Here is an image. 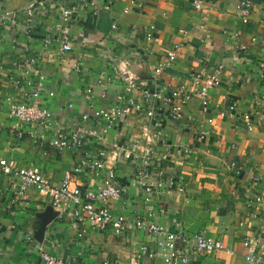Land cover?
<instances>
[{
    "label": "crops",
    "instance_id": "0c3cea01",
    "mask_svg": "<svg viewBox=\"0 0 264 264\" xmlns=\"http://www.w3.org/2000/svg\"><path fill=\"white\" fill-rule=\"evenodd\" d=\"M195 1L79 0L75 14L63 24L57 0H0L4 10L18 16L14 25L0 22V157L14 158L20 166L32 162L52 182L73 168L82 151H51L43 156L27 134L21 140L16 137L20 123L8 116L6 99H17L10 77L20 75L13 62L25 50L39 58L55 92L46 104L64 128L87 111L89 88L96 109L107 108L125 80L153 90L154 70L172 50L174 61L157 79L159 86L170 90L185 92L198 73L223 67L222 83L211 92L207 109L194 98L183 107L181 118L172 119L168 103L154 104L153 119L160 124L157 131L179 152L160 149L165 153L161 167L172 181L168 190L144 204L141 192L130 186L135 165L126 160L108 164L114 166L115 181L123 190V206L112 210L127 217L124 234L87 230L79 237L70 221L59 219V211L33 190L17 201L0 172V264H40L39 246L50 239L61 243L59 255L70 264H149L138 258L139 246L157 250L162 240L134 229L139 217L169 232L203 234L236 251L234 255L192 253L194 264H248L241 246L244 240L251 242L255 252L264 250L262 209L248 204L255 195L264 198V79L259 69L264 61V0H202L198 6ZM238 2L250 6L247 23L236 13ZM139 4L142 7L137 9ZM27 10H32V24ZM114 24L116 30L111 29ZM147 31L152 33L151 42L145 40ZM63 35L71 37L73 50L59 54ZM46 37L57 40L49 49L43 48ZM230 102L236 106V116L220 118L217 112ZM137 120L118 121L105 136L107 145L140 138ZM248 123L251 128L246 127ZM36 134L49 136L47 129H37ZM100 148L93 140L83 150ZM183 149L188 153L183 155ZM76 180L83 191L103 187L102 178L91 173ZM151 263L161 264V259Z\"/></svg>",
    "mask_w": 264,
    "mask_h": 264
},
{
    "label": "built area",
    "instance_id": "2783aa9c",
    "mask_svg": "<svg viewBox=\"0 0 264 264\" xmlns=\"http://www.w3.org/2000/svg\"><path fill=\"white\" fill-rule=\"evenodd\" d=\"M78 1L57 0L60 22L67 24L70 21L76 12ZM201 1L196 0L194 3L198 6ZM134 4L135 2H132V5ZM89 5L93 7L92 1ZM141 7L140 4L136 6L137 9ZM124 12H128V9ZM236 13L244 23H247L250 16L249 4L238 2ZM27 15L29 16L28 22L32 24V10H27ZM17 17L16 13L4 10L0 3L2 24L14 25ZM115 28L117 27L114 24L111 29L116 30ZM149 29L152 30V28ZM145 40L152 41L151 31L145 33ZM55 41L57 40L54 37H46L42 41L43 48L49 49ZM59 43V54H66L73 50L72 39L69 35H63ZM252 43L254 44L255 40ZM112 58L110 60H113ZM174 59L172 50L168 53L167 60L154 70L152 80L155 87L153 90L146 87L141 88L136 82L125 80L122 90L107 108H95L92 102L93 91L89 88L85 93V99L88 100L87 111L70 119V124L64 128L54 120L53 113L46 104V100L53 98L55 92L42 70L41 62L38 57L28 54L25 50L19 56L18 61L13 62L20 70V75L10 77L17 91V99L10 97L6 99L8 116L16 118L20 123L16 137L21 140L27 134L29 140L43 156L51 151L70 154L82 152L77 157L73 168L66 170L58 182H52L32 162L20 166L14 158L0 157V172L10 183L17 201L24 200L27 192L33 190L59 211V219L66 218L70 221L71 227L77 231L79 237H82L87 230H112L117 235L126 233L129 224L127 217L112 210L115 205L122 204L123 206V190L115 185L114 166L108 164L110 161L115 164L120 160L134 164L136 173L130 181V186L141 192L144 204H149L153 196L161 194L172 186L171 179L166 177L161 166L165 161V153H173L176 150L175 147L167 144V141L157 131L160 124L153 119L154 104L159 100H164L170 105L169 112L172 119H179L183 107L194 98L199 100L204 109H207L211 92L222 83L223 67L217 65L213 72L208 73L203 70L198 73L194 78V83L185 92L183 88L173 91L159 86L157 83L159 73L163 68L169 67ZM259 69L264 79V61L259 63ZM222 99L225 100L226 97L222 96ZM72 107V104L68 106L69 109ZM217 114L220 118L233 120L236 116V106L230 102L225 108H220ZM133 118H137V122L140 123L141 137L129 140L126 144L108 146L105 136L113 126L120 120ZM92 123L94 124L91 125ZM246 127L251 128L252 125L248 123ZM37 129H47L48 139L37 136ZM93 140L101 148L95 151L83 150L84 145ZM160 149H164L165 153H162ZM182 153L184 155L188 153V150L183 149ZM231 168H235L234 163L231 164ZM86 172L102 178L103 187L96 191H83L76 178ZM149 181L152 182L149 183ZM179 191L182 192L183 189L180 187ZM248 204L260 205L264 215L262 194L249 198ZM132 226L136 230L147 231L155 238L162 240L157 242V250L147 245L139 246L138 258H144L149 264H152L151 262L158 257L161 259V264H194L191 260L192 253L236 254L235 250L203 234L186 236L181 231L169 232L160 226L147 224L145 217L136 218ZM241 246L244 252L246 250L243 256L248 264L264 263V250L255 252L249 240L242 241ZM62 248L57 239H50L39 246L36 256L40 264H70L59 255ZM103 264L109 263L103 262Z\"/></svg>",
    "mask_w": 264,
    "mask_h": 264
},
{
    "label": "trees",
    "instance_id": "16d2710c",
    "mask_svg": "<svg viewBox=\"0 0 264 264\" xmlns=\"http://www.w3.org/2000/svg\"><path fill=\"white\" fill-rule=\"evenodd\" d=\"M114 183H115V185L117 186V183H116V181L114 180Z\"/></svg>",
    "mask_w": 264,
    "mask_h": 264
}]
</instances>
